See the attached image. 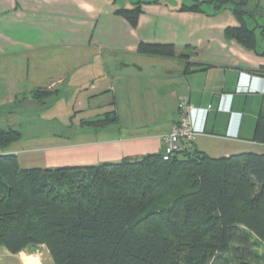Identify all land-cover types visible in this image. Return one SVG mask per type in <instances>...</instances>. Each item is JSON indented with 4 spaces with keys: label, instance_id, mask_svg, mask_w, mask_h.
<instances>
[{
    "label": "trees",
    "instance_id": "1",
    "mask_svg": "<svg viewBox=\"0 0 264 264\" xmlns=\"http://www.w3.org/2000/svg\"><path fill=\"white\" fill-rule=\"evenodd\" d=\"M262 2L193 0L180 11L231 10L238 26L225 37L257 52ZM143 4L115 15L136 29ZM137 52L188 57L172 43L141 42ZM199 67L187 63L185 72ZM251 72L264 78V65ZM53 94L36 89L29 96L34 107H46ZM257 120L253 141L264 146V109ZM117 123L115 111L83 121L95 130ZM21 139L14 128H0V149ZM193 143L168 161L162 149L84 167L22 168L17 155L0 154V245L14 255L45 245L54 264H264V153L212 158Z\"/></svg>",
    "mask_w": 264,
    "mask_h": 264
},
{
    "label": "crops",
    "instance_id": "2",
    "mask_svg": "<svg viewBox=\"0 0 264 264\" xmlns=\"http://www.w3.org/2000/svg\"><path fill=\"white\" fill-rule=\"evenodd\" d=\"M135 3L128 8H132ZM262 3L264 7V2ZM107 4V0H0V117L22 111L15 110L18 97L22 100L18 108H41L42 106L34 107L30 100L29 95L36 89H48L55 92L53 99L60 98L63 90L58 86L65 84L66 79L58 74L56 68L50 67L55 63L46 57L42 47L45 42V27L56 35L69 38L71 43L77 46H88L90 50L92 43L96 42L90 33L93 22ZM184 4L192 3L183 1L182 5ZM182 5L168 3V0H159L156 4L145 2L136 29L125 19L116 16L114 10L109 19L111 34H103L102 37H107L113 42L114 48L115 43L119 42L121 46H125L122 54L137 55L139 61L121 62L115 71L103 65L101 67L104 70L96 73L91 68L92 65H89L95 59L94 53L86 50L79 58L89 60L88 64L71 69L68 79V87L72 90L71 98L78 106L73 108L74 115L85 116L84 121H94L113 111L119 121H123L125 116L138 117L145 112L150 113L149 109L142 111L134 106L138 104L137 99L143 104H153L157 110V106L161 105L160 101L153 99V102H148L150 97L145 99L143 94H133V100L136 102L132 110L124 108L123 92L119 93L118 90L123 91L125 86L144 87L148 81L159 79L165 91L169 88L166 93L168 100H165V103L169 101L178 105L179 118L173 121L170 130L161 135L122 137L121 133L114 135L111 126L102 130L87 126L88 129L84 128L81 133L75 135L76 138H82L81 143L62 148L53 146V154L47 158L51 165L84 167L160 153L164 146L163 138L170 133L186 108L192 110L193 127L200 131L193 143L197 150L208 152L204 140L221 143L236 141L242 145H250L251 142L256 144L252 141L255 135L247 136V116L239 114L244 95L240 92L248 91V95L256 96L264 94V78L251 72L263 66L264 61L238 46L230 48L229 51H220L219 34L194 39L192 31L199 26L207 24L219 29L220 13L211 10L206 13L182 12ZM45 11L53 15L52 19H48V15L46 19L43 17ZM54 13L59 17L54 18ZM153 25L164 27L161 33H155L163 35V39L142 37L143 30ZM55 26L58 27L52 31ZM230 26H238V22L232 20ZM178 34L184 36L183 43L187 45L185 50L177 53L178 56L187 55L185 59L160 60L164 67L156 71L154 66L148 67L152 59L142 57L137 52L141 42L175 44ZM187 63L199 64L202 67L186 73ZM82 70H85L84 75H81ZM231 104V111L228 113L225 106ZM202 131L204 133H201ZM60 152H69L68 160L65 157L58 158L59 155L62 156ZM0 153L16 154L9 149Z\"/></svg>",
    "mask_w": 264,
    "mask_h": 264
},
{
    "label": "rangeland",
    "instance_id": "3",
    "mask_svg": "<svg viewBox=\"0 0 264 264\" xmlns=\"http://www.w3.org/2000/svg\"><path fill=\"white\" fill-rule=\"evenodd\" d=\"M139 1L152 2L154 0H107V6H103L101 15H99L97 19L95 18L93 22L90 33L95 38L96 42L92 43V49L90 50L88 46L82 47L81 44H78L77 46V44L71 43L69 38L67 39L62 35H56L55 32L49 31L47 26L45 27V42L42 47L47 55L46 57L53 60L52 63H55L50 67L56 68L58 74L66 79L65 84L58 86L59 89L63 90L61 92L62 95L60 98L57 97L53 99L46 107L44 106L39 109H31L29 106H23V108L17 107L15 110L21 109L22 111L14 113V115L11 116L6 115L3 118L0 117V128L8 129L11 127L19 131L22 135V139L9 148L11 152L16 153L15 155L18 156L19 163L22 168H48L63 166H53L47 161L50 154H53L51 150L56 146H60L62 148V146L69 147L81 143L82 138H76L75 135L81 133V131L87 127L83 124L85 116L81 115L75 117L76 115H74L73 108H78V106H76L77 103L71 98L72 90L68 87V79L70 78L72 72L71 69L88 64L89 60L84 61L83 58H79L80 54L84 53L86 50L94 53L93 55L95 56V59H93L89 65H92L91 68L96 73L104 70V68L101 67L103 65L108 66L111 71H115L120 66L121 62L133 63L139 61L137 55L122 54L121 52H123V48L125 46H121L119 42L115 43L116 45H114V48L112 47L114 44L113 42L108 40L107 37H102L104 35L111 34V24L109 19L113 15L114 10L116 11L117 9L128 8L133 3H137ZM183 1L188 4L193 3V0H168V3L170 2L172 4L177 3L182 5ZM47 15L49 16L48 19H52L51 16L53 15L49 14V11H45L43 17L45 18ZM58 17V14L54 13V18ZM232 20L237 23V19L233 15V12L229 9H224L218 15L219 29L205 24L199 26L198 29H194L192 31V37L194 39H203L204 36L207 35L219 34L220 51H229L230 48L237 46L245 50L235 40L232 41L225 37V30L228 27H231L230 23ZM259 23L264 26V18H259ZM253 25L254 24L252 23L251 26ZM154 26L155 25L149 27V29L147 26L143 30L144 33H142V37L146 38L147 36L150 38L163 39V35L155 33H161V29L164 27L162 25H158L157 27ZM57 27L58 26H55L54 28L52 27V31H55ZM256 33V37L258 38L257 52L254 50H246L255 58H260L264 61V57L260 55V53L264 52V38L262 37L260 30H257ZM183 40L184 36L181 34H178L175 37V46L179 52L180 50L186 49L185 47L187 44L183 43ZM147 58L152 59V61L149 62L148 67L152 68L154 66L156 71L164 67L163 62H160V60L168 61L167 59L162 58H158V60H155L156 58ZM84 71H81V75L85 74ZM144 85V87L139 88L137 86H125L123 91L118 90L119 93L123 92L124 97L122 96V102L124 108L132 110L135 106L138 109L140 108L142 111L149 109L150 113L147 114V112H145V114H140L138 117L125 116L123 121H119V123L111 126L113 127L111 129H114V135L117 136L119 133H121L122 137L161 135L168 132L173 121L179 118L177 113L178 105L175 102L169 103V101L168 103H165V100H168V95H166V93L169 88H166L167 90L165 91V89H163L164 85L161 84V80L158 79L156 81H148ZM241 93L248 95L250 92L241 91L240 94ZM133 94H143L146 97L145 99L150 97L148 102H153V99H157L160 101L161 105H158L156 110L153 104H143V102L139 99H137L138 104L134 105V102L136 101L133 100ZM244 95H242L243 99H241L239 114L240 116H247L245 124L248 132L247 136L252 135L253 137V135H255L258 115L260 111L264 109V94L259 96ZM231 106L232 104L225 106L226 112L229 113L231 111ZM7 109L8 108H6V110ZM204 143L206 144L205 149L208 150L206 154L212 158H220L226 155L231 156L250 152L257 154L264 153L263 145L252 142L250 145H242L236 141L221 143L218 141L204 140ZM2 151L3 150L0 149V152ZM60 154L62 156L59 155L58 158L65 157L66 160H68L67 157L70 156L69 152H60ZM0 264L54 263L50 252L45 245H39L27 251H22L17 255L9 253L3 246L0 245Z\"/></svg>",
    "mask_w": 264,
    "mask_h": 264
},
{
    "label": "built area",
    "instance_id": "4",
    "mask_svg": "<svg viewBox=\"0 0 264 264\" xmlns=\"http://www.w3.org/2000/svg\"><path fill=\"white\" fill-rule=\"evenodd\" d=\"M191 112L192 110L189 108L184 109L179 123L174 125L171 132L163 138V159L165 161L170 160L176 153L188 149L197 134L200 133L193 127Z\"/></svg>",
    "mask_w": 264,
    "mask_h": 264
},
{
    "label": "clouds",
    "instance_id": "5",
    "mask_svg": "<svg viewBox=\"0 0 264 264\" xmlns=\"http://www.w3.org/2000/svg\"><path fill=\"white\" fill-rule=\"evenodd\" d=\"M244 89L246 88V86L243 87Z\"/></svg>",
    "mask_w": 264,
    "mask_h": 264
}]
</instances>
